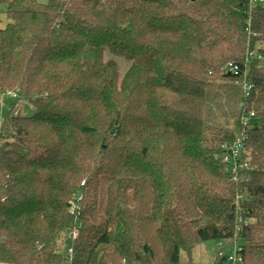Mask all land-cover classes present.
Wrapping results in <instances>:
<instances>
[{
    "label": "trees",
    "instance_id": "obj_1",
    "mask_svg": "<svg viewBox=\"0 0 264 264\" xmlns=\"http://www.w3.org/2000/svg\"><path fill=\"white\" fill-rule=\"evenodd\" d=\"M0 3L10 19L0 27V95L20 90L38 110L61 113L37 121L11 111L0 124V262L178 264L183 253L217 240L219 259L236 244L243 264H264V6ZM115 56L130 62L123 77ZM244 77L255 115L241 157L248 167L234 181L224 157L241 132ZM159 95L166 105L203 109L197 138L220 128L216 153L194 150L187 136L196 139V130L170 118L155 132L118 133L122 114ZM88 99L100 102L108 129L83 117ZM216 110L234 119L232 130ZM76 203L78 215L71 214Z\"/></svg>",
    "mask_w": 264,
    "mask_h": 264
},
{
    "label": "rangeland",
    "instance_id": "obj_2",
    "mask_svg": "<svg viewBox=\"0 0 264 264\" xmlns=\"http://www.w3.org/2000/svg\"><path fill=\"white\" fill-rule=\"evenodd\" d=\"M42 2H48L49 0H40ZM10 22V19L7 15V4L0 3V27H6L7 24ZM107 58H112L113 56L110 53H107ZM119 64V70L121 73V77L125 75L128 68L130 67V62L121 56L114 57ZM221 89V88H220ZM223 92V90H221ZM224 95V94H223ZM224 107L223 110L230 114L229 107L226 104L229 100L226 96L222 98ZM34 101L28 100L22 97V100H16L12 96L6 95L3 98L0 96V124L7 116V114L11 111L14 113L22 112L25 115L31 117L35 120H45V118H51L55 120H59L60 112L56 111H40L36 107H34ZM36 104V103H35ZM239 108V103L237 104ZM82 106V115L83 117L88 118L91 121H94L97 129H108L106 122L103 120L104 111L100 105V102L97 99H88L87 101L81 103ZM202 113L203 109L195 106L194 104H169L166 105L163 96L159 95L155 99H153L150 104L144 105L140 104L138 109L129 114H122L121 116V124L120 128L118 129V133L124 135L129 132H136V133H150L155 132L163 121L166 119H171L174 122H185L188 125H191L190 129L196 130V139L190 138L187 136L188 141L190 142V146L194 150L201 149V147H209L211 154L216 153V148L219 145V141L215 139L214 136L217 135L216 130H220L216 126L212 129L207 130V135L204 137L197 138V135L200 133L202 129ZM219 118V122L223 129L232 130L233 129V122L234 119L229 120L224 116H221V113L216 110L215 115ZM223 117V118H222ZM114 132L117 131V128L113 129ZM217 243V240H210L205 242L204 244L207 245L210 249L214 248ZM203 244V245H204ZM202 245V244H201ZM202 247V246H200ZM234 244L228 246L224 253L230 254L234 252ZM209 250V249H208ZM209 254L208 251L202 250L201 255L205 258ZM215 255V254H214ZM208 257H213L209 254ZM68 264V263H64Z\"/></svg>",
    "mask_w": 264,
    "mask_h": 264
},
{
    "label": "built area",
    "instance_id": "obj_3",
    "mask_svg": "<svg viewBox=\"0 0 264 264\" xmlns=\"http://www.w3.org/2000/svg\"><path fill=\"white\" fill-rule=\"evenodd\" d=\"M250 4L253 7H257L259 5L264 6V0H249ZM227 70L230 73L237 74L239 71V66L236 63H230L228 65ZM242 89L244 91V102H243V108H242V126H241V132L239 136L235 139L234 143L229 146V153L225 155L224 161L228 163L231 175L234 181H238L240 177V170L243 168L248 167V163L245 160H241L243 149L246 146L247 141V130L249 129V121L250 119L255 115L254 111L249 108L248 105V99L250 96V91L252 89V84L249 83L246 79V77L243 78L242 82ZM12 96L16 100H22L21 97V91H7L3 96ZM80 200V199H79ZM79 212V204L76 203L71 208V214L78 215ZM78 234V229L75 228L71 234L72 237H76ZM242 248L238 245H236L235 250L233 253L230 254H223L221 253V257L223 259V264H243L244 263V257L242 255ZM69 258H72L73 256V249L69 250Z\"/></svg>",
    "mask_w": 264,
    "mask_h": 264
},
{
    "label": "crops",
    "instance_id": "obj_4",
    "mask_svg": "<svg viewBox=\"0 0 264 264\" xmlns=\"http://www.w3.org/2000/svg\"><path fill=\"white\" fill-rule=\"evenodd\" d=\"M2 98L4 97L3 95H0ZM205 242H202L198 245H196L190 254L183 253L181 256V261L178 264H223V259L218 258V253L221 249V243L217 241L215 247L210 249L207 245L204 244ZM202 244V245H201ZM204 244V245H203ZM202 246V247H200ZM236 244H234V250H235ZM209 249V250H208ZM202 250H205L206 252L210 255H212L213 252V257H208L209 254H207V257H203L201 255ZM226 253V252H225ZM223 252V254H225ZM215 254V255H214ZM0 264H13V263H5V262H0Z\"/></svg>",
    "mask_w": 264,
    "mask_h": 264
}]
</instances>
